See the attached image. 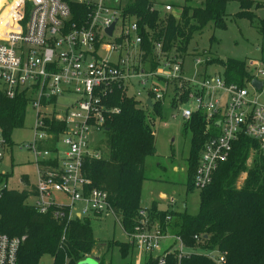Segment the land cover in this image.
<instances>
[{
	"label": "built area",
	"instance_id": "obj_1",
	"mask_svg": "<svg viewBox=\"0 0 264 264\" xmlns=\"http://www.w3.org/2000/svg\"><path fill=\"white\" fill-rule=\"evenodd\" d=\"M72 2L86 11L80 24L71 22ZM117 3L111 8L107 0H6L0 9V91L10 100L25 96L36 113L34 139L25 145L38 174L31 207L59 222L112 217L133 246L137 264L145 258L158 264H168L171 257L182 262L199 253L176 234L170 236L169 228L162 230L158 221L150 224L146 209L140 211L136 232L127 235L108 193L93 188L85 174L88 161L104 159L108 116L118 113L106 102L115 87L143 104H164L173 97L185 124L202 120L204 143L193 178L195 190L202 191L242 137L256 143L264 157V72L258 61H251L247 68L252 75L245 85L230 84L225 75H207L208 64L192 57L191 70L201 71L189 77L187 56L166 52L163 42H153L148 55L139 19L126 16V5ZM162 10L173 12L170 5ZM156 11L153 6L151 12ZM114 24L110 36L107 30ZM152 62L158 65L155 70ZM253 81L262 82L261 91ZM60 139L67 148L63 156L57 148ZM6 148L0 127V200L11 190L1 171ZM171 220L167 217L166 222ZM24 241L0 236V264H17ZM162 245L163 253L154 255ZM199 255L226 264V253Z\"/></svg>",
	"mask_w": 264,
	"mask_h": 264
},
{
	"label": "trees",
	"instance_id": "obj_2",
	"mask_svg": "<svg viewBox=\"0 0 264 264\" xmlns=\"http://www.w3.org/2000/svg\"><path fill=\"white\" fill-rule=\"evenodd\" d=\"M231 0H204L202 8L185 7L179 17H162L160 12H151L149 0H137L126 5V16L139 19L143 46L148 55L152 53L153 42H163L166 52L185 56L195 36L210 23L216 28L226 27V7ZM2 5L5 0H1ZM241 11L235 18L246 19L264 36V28L257 17L247 11L248 5L264 4L252 0H239ZM72 24H80L86 18L84 7L70 3ZM152 40V44H150ZM214 63V62H213ZM224 68L228 83L243 86L251 78L245 62L228 59L218 61ZM152 62L151 69L157 68ZM175 100V99H174ZM174 103V102H173ZM172 103V104H173ZM118 113L108 116L105 128V154L102 160H91L85 164V174L93 188L108 193L117 218L122 222L129 236L136 232L139 214L142 211V188L146 160L156 154L154 117L160 116L163 103L143 104L115 87L106 102ZM29 100L19 96L10 100L0 91V127L12 146L11 136L15 130L24 129ZM192 132L191 152L188 160V191H194L193 178L204 143L205 123L195 118L185 124ZM58 129L62 126L59 124ZM55 134L58 135L59 130ZM57 139V138H56ZM52 150H55L53 147ZM253 158L251 167L248 161ZM243 174L246 178L239 187ZM29 190L6 189L0 200V236L24 238L17 264H40L45 256L53 259L52 264H80L91 255L98 245L89 220L67 219L59 222L51 213L39 214L28 200L36 194L27 177H23ZM150 224L158 221L162 230L176 229V235L183 243L207 253H226V264H264V157L257 152V145L248 138H241L233 146L228 161L219 166L212 183L200 191V206L197 215L186 211H160L152 207ZM167 217L172 220L166 222ZM173 221V222H172ZM173 223V229H172ZM196 236L201 237L197 243ZM120 248L123 258L135 259L133 246L127 243L111 242ZM168 264H214L203 255L194 254L189 259L177 262L173 257ZM105 264L102 257L98 262ZM142 264H158L157 260L145 258Z\"/></svg>",
	"mask_w": 264,
	"mask_h": 264
},
{
	"label": "rangeland",
	"instance_id": "obj_3",
	"mask_svg": "<svg viewBox=\"0 0 264 264\" xmlns=\"http://www.w3.org/2000/svg\"><path fill=\"white\" fill-rule=\"evenodd\" d=\"M117 1L130 4L137 0H107L108 7H117ZM149 1L160 12L162 17L172 15L175 18L181 15L185 7L202 8L204 3V0ZM252 1L264 4V0ZM5 5L6 0L3 5L0 0V9ZM166 5L172 6L173 12H164L162 8ZM240 11L239 0H231L226 7L225 28H216L213 23H210L202 32L195 34L184 56H187L186 69L187 73H190L189 77H192L191 73L195 70L198 71L199 69L201 71L199 67H194L193 71L191 70L193 64L192 57L203 59L208 64L207 75L209 76L216 74L224 75V68L217 62L228 59L245 62L246 64L251 61H258L262 67L261 71L264 72V36L260 35L250 21L235 18V15L240 13ZM247 11L256 16L258 22L261 23V27L264 28V8H260L259 5H248ZM5 14L3 21L9 16L8 12ZM172 54L175 55L176 53L173 52ZM249 90L252 92L251 88ZM61 103L65 102L62 101ZM179 109L177 103L171 97L163 104L160 116L154 117L153 128L156 134V154L146 160L144 170L146 180L143 183L141 204L142 208L148 211L149 216L153 209V206L151 207L153 201L161 203L166 207L168 204L171 206L168 202L170 199L176 202L174 210H179L176 212L186 211L189 215L193 216L199 212L200 191H188V160L191 152L192 132L185 129L186 125L181 118ZM35 126L36 113L32 106L29 105L26 112L24 129L13 132L11 136L12 146L5 149V157L1 167L2 172L4 170L10 175L12 174L13 179L9 180L11 187L17 188L23 176H29L32 182L35 181L37 172L36 163L31 152L25 147L27 143L34 139L33 129ZM49 148L52 149L53 147L50 146ZM57 148L60 156H63L67 152V148L62 144V139L59 140ZM252 160L253 158H250L248 161V167H251ZM245 178L246 174H243L238 183L239 187L243 184ZM89 222L98 245L86 259L98 256L102 257V261L104 260L105 264H137L136 256L135 259L131 257L123 258L118 247H112L108 250V245L111 242H129L128 237L114 218H90ZM171 227L173 229V223ZM175 232L176 229L169 230L168 234L171 236L172 234H176ZM165 247V245H162L161 250L154 255H161ZM196 252L208 254L199 250H196ZM52 263V257L45 256L40 264Z\"/></svg>",
	"mask_w": 264,
	"mask_h": 264
},
{
	"label": "crops",
	"instance_id": "obj_4",
	"mask_svg": "<svg viewBox=\"0 0 264 264\" xmlns=\"http://www.w3.org/2000/svg\"><path fill=\"white\" fill-rule=\"evenodd\" d=\"M256 2V1H255ZM121 3L123 4V5H127V4H129V3H123L122 1H121ZM3 173H5V174H7V183H8V186H9V188L11 189V190H17V191H23V190H29V187H27L26 185H25V182L23 181V177L20 179V181H19V183H18V187L17 188H15V187H11L10 185H9V180H12L13 179V176H12V174L10 175L9 173H6L4 170H3ZM12 176V178L10 179V177ZM27 177V180L29 181V183L32 185V186H35L36 184H37V182H38V174H37V172H36V175H35V181H31V179L29 178V176H26ZM146 179V178H145ZM29 203L30 204H32L33 203V199L32 198H30L29 200ZM168 204V203H167ZM154 205H156L157 206V208H158V210H160V211H166V210H169V211H179V210H174V207H176V205L175 206H173V207H171V206H169V204H168V206H163L161 203L159 204L158 202H156V201H153V204L151 205V207L152 206H154Z\"/></svg>",
	"mask_w": 264,
	"mask_h": 264
},
{
	"label": "water",
	"instance_id": "obj_5",
	"mask_svg": "<svg viewBox=\"0 0 264 264\" xmlns=\"http://www.w3.org/2000/svg\"><path fill=\"white\" fill-rule=\"evenodd\" d=\"M115 25H116V24H114L109 30H107L110 36H111V35L113 34V32H114ZM252 86H253L257 91H261V90H262V87H263V84H262V82H259V81H253V82H252ZM147 104H148L149 106H152V103H151L150 100L147 102ZM95 260H96V261H95ZM99 260H100V257H98V256H97V257L94 256L93 258L86 259L85 261L81 262L80 264H99V263H98ZM94 261H95V263H94Z\"/></svg>",
	"mask_w": 264,
	"mask_h": 264
},
{
	"label": "bare ground",
	"instance_id": "obj_6",
	"mask_svg": "<svg viewBox=\"0 0 264 264\" xmlns=\"http://www.w3.org/2000/svg\"><path fill=\"white\" fill-rule=\"evenodd\" d=\"M6 12H8V9H7V11Z\"/></svg>",
	"mask_w": 264,
	"mask_h": 264
}]
</instances>
